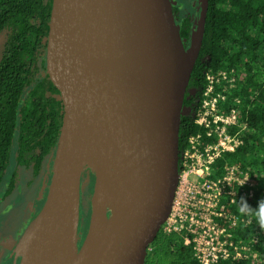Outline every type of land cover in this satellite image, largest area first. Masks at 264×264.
Instances as JSON below:
<instances>
[{
  "label": "water",
  "instance_id": "water-1",
  "mask_svg": "<svg viewBox=\"0 0 264 264\" xmlns=\"http://www.w3.org/2000/svg\"><path fill=\"white\" fill-rule=\"evenodd\" d=\"M108 1L52 3L46 61L50 79L60 91L64 118L49 192L30 222L44 214L45 226L58 234L59 249L51 264H145L151 244L171 213L178 186L180 125L203 45L209 0H201L190 51L173 13L176 2L146 1L152 28L156 30L161 23L169 30L168 38L178 52L173 56L138 45H95L91 26ZM95 112L116 115L124 122L118 128L133 131L142 146L147 190L131 207L124 208L113 193L105 191L104 168L84 153L86 120ZM107 154L100 149L101 158ZM87 163L93 164L94 171L85 170ZM91 173L93 208L79 248L82 180ZM15 252L22 264V255Z\"/></svg>",
  "mask_w": 264,
  "mask_h": 264
},
{
  "label": "trees",
  "instance_id": "trees-1",
  "mask_svg": "<svg viewBox=\"0 0 264 264\" xmlns=\"http://www.w3.org/2000/svg\"><path fill=\"white\" fill-rule=\"evenodd\" d=\"M52 3L53 0H0V203L23 186L17 184L18 169L26 174V189L44 176L45 167L55 160L64 108L46 61ZM176 5L173 13L190 51L196 24L188 16L178 18L181 9ZM222 73L228 79L216 83L215 91L224 94L226 100L219 104L218 112L238 111V127H231L230 132L240 133L242 144L216 162L214 178L227 167H238L241 176L249 177L256 186L254 196L244 198L255 209L264 199V0H209L203 45L184 101L180 157L191 137L204 134L197 118L208 87L207 75ZM204 142L209 144L212 139L205 137ZM90 168L94 171L93 164L87 163L85 170ZM93 195L91 179L80 208L81 213L87 208L88 221ZM240 203L241 199L228 206L230 218L222 226L233 242L254 246L255 253L221 264H264V228L253 214L240 213ZM145 264L200 263L192 248L185 245L183 235L168 234L162 228L148 250Z\"/></svg>",
  "mask_w": 264,
  "mask_h": 264
},
{
  "label": "built area",
  "instance_id": "built-area-1",
  "mask_svg": "<svg viewBox=\"0 0 264 264\" xmlns=\"http://www.w3.org/2000/svg\"><path fill=\"white\" fill-rule=\"evenodd\" d=\"M227 79L225 73L207 75L208 87L197 118L204 134L191 137L180 157L177 190L171 213L162 227L165 233L183 235L185 245L192 248L200 264H221L250 257L245 253H255L254 246L233 242L222 226L230 218L228 206L241 198H252L255 184L249 177L241 176L235 166L227 167L221 176L214 178L216 162L242 144L240 133L230 132L231 127H238V111L218 112L226 96L216 92L215 85ZM205 137L212 142L205 144ZM232 224L237 222L233 220Z\"/></svg>",
  "mask_w": 264,
  "mask_h": 264
},
{
  "label": "bare ground",
  "instance_id": "bare-ground-1",
  "mask_svg": "<svg viewBox=\"0 0 264 264\" xmlns=\"http://www.w3.org/2000/svg\"><path fill=\"white\" fill-rule=\"evenodd\" d=\"M146 1L109 0L91 26L94 44L107 48L138 45L161 56L178 55L167 26L160 23L156 30L152 28ZM86 121L85 155L104 168L105 191L113 193L124 208L131 207L147 190L139 139L124 125L123 130L118 128L124 122L116 115L95 112ZM100 149L108 152L104 158ZM97 198L101 199L100 192ZM37 217L15 249L22 255V264H51L59 249L58 234L45 226L44 214Z\"/></svg>",
  "mask_w": 264,
  "mask_h": 264
},
{
  "label": "rangeland",
  "instance_id": "rangeland-1",
  "mask_svg": "<svg viewBox=\"0 0 264 264\" xmlns=\"http://www.w3.org/2000/svg\"><path fill=\"white\" fill-rule=\"evenodd\" d=\"M190 4H183V13L192 16L193 21L199 18L200 8L197 10L192 8V0H189ZM195 2V0H194ZM177 3V2H176ZM198 21V20H197ZM196 21V22H197ZM49 168L47 169V167ZM45 169L48 171L47 174L44 176L41 175L30 187L26 189L23 187L26 185L27 177L26 174L23 173L21 169L16 171L17 173V184L23 185L21 186L20 190L13 194V197L8 198L6 201L0 203V221L1 226L4 227L5 225H9L8 229L5 231L7 233L11 232L12 235H17L18 230L24 225L25 219H28L30 213L34 216L35 213L38 211L39 208L44 204L46 196L49 192V187L51 184L52 179V171L54 167V163L52 165H48ZM88 182L85 181L82 184V188L84 191L89 188L91 185V179L94 180V177L91 175H87ZM50 177V180H48ZM90 181V182H89ZM19 187V186H18ZM109 201L113 202V199L110 198ZM37 209V211H36ZM82 217L80 219L79 224V240H78V247L82 241L83 232H86V227L88 226V217L89 212L86 208L81 213ZM1 227V228H2ZM4 230V229H3ZM16 254V255H15ZM19 254V253H18ZM14 258L17 260V264H20V258L18 257L17 253H13Z\"/></svg>",
  "mask_w": 264,
  "mask_h": 264
},
{
  "label": "flooded vegetation",
  "instance_id": "flooded-vegetation-1",
  "mask_svg": "<svg viewBox=\"0 0 264 264\" xmlns=\"http://www.w3.org/2000/svg\"><path fill=\"white\" fill-rule=\"evenodd\" d=\"M175 2H177V0H174ZM188 2H189V0H188ZM192 8L193 9H195V10H197V8H198V6L200 5V3H201V0L200 1H198V0H195V2H194V0H192ZM200 2V3H199ZM179 9H181V11L179 12V16H178V18H182V17H184V16H188V17H190L191 19H192V16H190V15H187V14H185V13H183V6H182V4H179V3H177V5H176ZM175 16V15H174ZM177 20V19H176ZM197 20H199L198 18L195 20V22H194V24H196V21ZM177 22V21H176ZM177 24H179L180 25V22H177ZM181 26V25H180ZM48 173V171H46V173L45 174H47ZM48 180H50V177H49V179ZM85 181H87L88 182V178L87 177H84L83 178V180H82V184L85 182ZM90 182V181H89ZM91 186V185H90ZM89 186V187H90ZM43 206V205H42ZM42 208V207H41ZM41 208H40V210H41ZM40 210H36L37 212L35 213V215L36 214H38L39 213V211ZM33 214V213H32ZM31 213H30V215L28 216V219L26 218L25 219V222H24V225L21 227V229L20 230H18V233H17V235H12L11 234V232H9V233H7V232H5L7 229H8V227H9V225L7 224V225H5L4 227H2L1 226V221H0V264H17V259L16 258H14V256H13V253L15 252V249H16V247H17V245H18V242H19V240H20V238H21V236H22V234L26 231V229H27V227L29 226V224H30V222H31V220H32V218H33V215H32ZM34 215V216H35ZM79 215H80V219H81V217H82V215H81V211L79 212ZM88 226H89V222H88ZM88 226L86 227V232L84 233L83 232V235H82V241H81V243L79 244V248L82 246V243H83V241H84V239H85V237H86V234H87V231H88ZM2 227V228H1ZM4 229V230H3Z\"/></svg>",
  "mask_w": 264,
  "mask_h": 264
},
{
  "label": "clouds",
  "instance_id": "clouds-1",
  "mask_svg": "<svg viewBox=\"0 0 264 264\" xmlns=\"http://www.w3.org/2000/svg\"><path fill=\"white\" fill-rule=\"evenodd\" d=\"M239 211L242 214L246 212L253 214L259 226L264 228V199L259 200L257 207L253 209L244 198H241Z\"/></svg>",
  "mask_w": 264,
  "mask_h": 264
}]
</instances>
